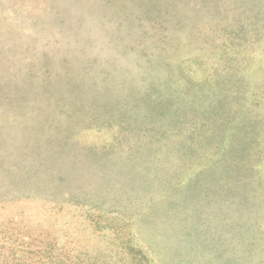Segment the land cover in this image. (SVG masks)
I'll use <instances>...</instances> for the list:
<instances>
[{
    "label": "rangeland",
    "instance_id": "rangeland-1",
    "mask_svg": "<svg viewBox=\"0 0 264 264\" xmlns=\"http://www.w3.org/2000/svg\"><path fill=\"white\" fill-rule=\"evenodd\" d=\"M0 264H264V0H0Z\"/></svg>",
    "mask_w": 264,
    "mask_h": 264
},
{
    "label": "trees",
    "instance_id": "trees-1",
    "mask_svg": "<svg viewBox=\"0 0 264 264\" xmlns=\"http://www.w3.org/2000/svg\"><path fill=\"white\" fill-rule=\"evenodd\" d=\"M256 170H257V169H255V172H257Z\"/></svg>",
    "mask_w": 264,
    "mask_h": 264
}]
</instances>
